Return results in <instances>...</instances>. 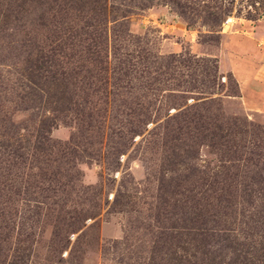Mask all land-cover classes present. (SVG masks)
Segmentation results:
<instances>
[{"label":"rangeland","instance_id":"obj_1","mask_svg":"<svg viewBox=\"0 0 264 264\" xmlns=\"http://www.w3.org/2000/svg\"><path fill=\"white\" fill-rule=\"evenodd\" d=\"M52 1L0 25V264H261L264 122L213 55L264 0Z\"/></svg>","mask_w":264,"mask_h":264},{"label":"crops","instance_id":"obj_2","mask_svg":"<svg viewBox=\"0 0 264 264\" xmlns=\"http://www.w3.org/2000/svg\"><path fill=\"white\" fill-rule=\"evenodd\" d=\"M176 21L172 20V24ZM238 21L213 56L219 72L229 74L236 84L237 94L226 97L240 110L264 122V22L246 18ZM186 32L193 40L192 31Z\"/></svg>","mask_w":264,"mask_h":264},{"label":"trees","instance_id":"obj_3","mask_svg":"<svg viewBox=\"0 0 264 264\" xmlns=\"http://www.w3.org/2000/svg\"><path fill=\"white\" fill-rule=\"evenodd\" d=\"M86 1H92V3L94 2L93 7H92V8H94L95 5H99L100 0H86ZM55 2H56V0H53L51 2V4H54ZM65 5L66 4L57 5L55 8L48 6L47 7V15L49 16L48 20L54 21L56 23H60V22H64L65 20H68V22H70V21H73L74 19H76L77 13H76L75 9L78 10V8L75 6H72V5L65 7ZM100 6L102 7V11L104 12L102 14H104V16L108 15V9H106L105 5L103 6L100 4ZM21 11H23L22 5L18 4V2H16V0H0V25H3L7 21H9L11 19V17H15L16 14L20 13ZM124 16L125 15L122 14L119 17L122 18ZM105 20L106 19H104V22H105ZM100 36H102V35H99V37ZM48 40H49V38L47 37V35H45L40 40V43H41L40 47L41 48L39 50L36 49V51H32V53H36L37 51H41L42 49H45V46H48V43H47ZM106 48L107 47H105V45H103V48L96 49L95 52L98 53L100 50H104L105 56L102 59L105 60V62L107 63V52H105ZM29 55L30 54H27L25 56L29 57ZM22 58L26 62V59L24 57H22ZM101 70L103 71L104 69H101ZM246 157L247 158H245V161L243 162L242 165H245V166L251 165L253 167L258 166L257 162L259 161V158L255 157V155H253L252 153H250L249 155H246ZM229 162L235 163V160H233V161L231 160ZM226 169L227 170L229 169L228 166H226L223 173H224V175L230 177V174H229L230 171L229 170L227 171ZM231 175H235V173L233 172ZM239 175H242L241 177H243V179H244V177H249L250 181H252V182H248V184L254 182V180L252 179V175H248L247 171H245V172L239 171ZM243 190L245 193V197L249 198L251 196L252 191L250 189L249 190L243 189ZM230 203L231 202H229V204ZM229 204H225V205H221V206L224 208H229V207H231V205H229ZM209 262L210 261L206 260L205 258H202L201 262L198 264H209ZM260 263L264 264V253L260 254ZM179 264H188V263L186 262V263H179Z\"/></svg>","mask_w":264,"mask_h":264},{"label":"built area","instance_id":"obj_4","mask_svg":"<svg viewBox=\"0 0 264 264\" xmlns=\"http://www.w3.org/2000/svg\"><path fill=\"white\" fill-rule=\"evenodd\" d=\"M261 18H264V14L262 15ZM232 17H227L226 21H225V24H228V23H232ZM223 24V26L225 25ZM225 77H221V80L224 81Z\"/></svg>","mask_w":264,"mask_h":264}]
</instances>
